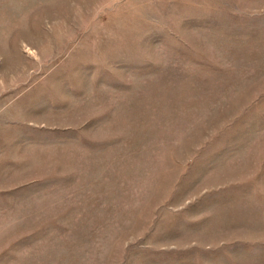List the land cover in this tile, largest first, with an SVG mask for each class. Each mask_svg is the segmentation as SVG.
Here are the masks:
<instances>
[{
    "label": "rangeland",
    "instance_id": "1",
    "mask_svg": "<svg viewBox=\"0 0 264 264\" xmlns=\"http://www.w3.org/2000/svg\"><path fill=\"white\" fill-rule=\"evenodd\" d=\"M0 264H264V0H0Z\"/></svg>",
    "mask_w": 264,
    "mask_h": 264
}]
</instances>
